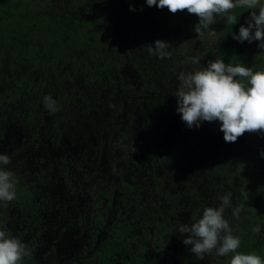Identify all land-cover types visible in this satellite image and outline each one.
<instances>
[{
    "label": "rangeland",
    "instance_id": "rangeland-1",
    "mask_svg": "<svg viewBox=\"0 0 264 264\" xmlns=\"http://www.w3.org/2000/svg\"><path fill=\"white\" fill-rule=\"evenodd\" d=\"M261 4H264V0H261ZM216 21L210 26V29L215 30L214 33L203 30L197 33L194 25L198 23V18L184 11L181 26L176 19L171 20L160 14L148 17V21L141 24L137 33H133L134 30H126V34L125 31L121 32L119 27L113 29L112 35L118 34L120 42L130 43V49L126 50L128 55L124 56L122 62L121 75H124V78L133 76L136 79V66L148 67L151 70L152 67H157L160 76H167L170 82L168 91L172 93V100L177 107L174 96L177 86L176 74L206 67L208 61L212 60V51L222 20L217 17ZM128 34L131 38L126 36ZM156 40L171 44L170 58L160 59L150 55L143 47L153 44ZM257 44L255 41L249 44L248 54L243 62L245 66H264V50L259 49ZM189 57L199 58V64H192L190 61L186 63ZM123 83V88L112 98L115 101L113 104L106 91L107 95L101 103L95 101L86 105L78 98L74 104L60 105L59 111L54 115L49 114L43 103L38 109L29 108L20 100L7 104L6 108L0 106V154L11 158V171L24 182L34 183L37 167L42 164L49 171L47 182L53 183L51 186L48 184L46 189H56L57 230L55 234L52 232L51 236H55L58 248L55 252L46 251L38 255L40 261H47L46 264H51L52 261L55 264H68L72 258L77 264L96 262L100 242L114 234L117 235L120 227L119 221L113 217L114 208L109 205L118 199L120 190L122 197L133 192L132 186L136 185L144 170L151 166L147 159L158 160L154 163L156 171H152V174L162 175V170L165 169L169 173L172 192L175 195L182 193V200L187 207H193L190 213L191 222L202 215L204 207L218 206V195H229L233 208L239 206L232 190L234 188L224 185L226 180L220 173V168L223 167L222 160L226 161V155L221 156V152L236 147L237 141L240 140L242 147L250 150V154L246 155L251 161H264V157L260 155L264 152V135L259 139V134L246 132L234 143L225 142L223 133L219 131V121H205L199 128L189 129L177 113L164 118L159 128H139L140 131L135 132L130 129V124L139 121L136 119L139 108L149 103H142L144 96L135 92L132 86L134 80H126ZM51 96L56 99L55 94ZM115 108L122 111L117 113ZM24 111L29 114L24 116ZM34 113L36 118L33 119L30 114ZM118 114L121 116L118 117ZM126 136L140 147L126 150L128 152L124 153L122 144L127 141ZM127 154L129 159L125 157ZM119 164L120 168L130 166L132 169H120V172H123L119 177ZM246 168L248 167L240 166L237 170L246 173L248 178L246 177L245 181L251 184L255 177L252 176V169ZM67 169L69 178L64 180L61 172ZM65 181L76 182L79 190H64ZM141 191L144 196L148 195L146 191ZM158 193L148 199H138L129 209L141 218L140 224L145 227L148 225L151 229V217L155 215L150 216L149 211L157 213L166 207L163 203L164 197ZM178 199L180 198L175 200V205H170L171 209L177 208ZM244 211L243 208L238 219H232L231 209L226 210L225 215L231 220L234 235L242 227ZM97 217L103 220L101 224H95L96 220L93 218ZM51 224L52 221L47 219L46 228L41 232L42 246L50 244ZM92 228L97 231V239L85 253L87 256L83 257L79 248L82 244H89ZM135 231L139 230L136 228ZM150 237L142 235V244L148 252L155 254L154 250L160 244L157 242L156 245ZM68 242L71 249L67 248Z\"/></svg>",
    "mask_w": 264,
    "mask_h": 264
},
{
    "label": "trees",
    "instance_id": "trees-1",
    "mask_svg": "<svg viewBox=\"0 0 264 264\" xmlns=\"http://www.w3.org/2000/svg\"><path fill=\"white\" fill-rule=\"evenodd\" d=\"M183 12L172 14L167 8L149 7L145 0H0V106L6 108L7 104L20 100L27 107L38 109L43 98L53 94L58 107L74 104L78 98L86 105L101 103L106 91L112 99L123 88V82L134 80L135 92L144 96L142 103L149 104L139 108L136 115L139 121L133 126L143 130L159 128L164 118L177 114L172 93L168 91L170 82L167 76L158 74L157 67L151 70L140 65L136 66V79L124 78L121 67L130 43L123 44L112 31L119 27L121 32L137 33L148 17L160 14L176 19L181 26ZM249 12L237 7L230 13L235 23L221 21L212 60L223 59L226 64L244 62L249 43L234 40L232 34H238L241 25L247 26ZM129 35L126 36L131 38ZM111 103L115 101L112 99ZM237 144L233 148V168L226 166L227 160H222L220 168L226 180L224 185L234 188L238 204L245 209L244 222L236 233L241 242L237 251L254 252L264 260V173L252 165L255 178L251 184L245 181L247 174L237 168L249 161L250 152L240 156L244 148L240 140ZM225 155L221 152V156ZM243 190L249 193L248 200L241 195ZM257 225L259 234L253 232ZM118 242L115 237L104 239L95 264H115ZM120 259L127 263L123 255ZM229 260L230 256L225 264Z\"/></svg>",
    "mask_w": 264,
    "mask_h": 264
},
{
    "label": "clouds",
    "instance_id": "clouds-1",
    "mask_svg": "<svg viewBox=\"0 0 264 264\" xmlns=\"http://www.w3.org/2000/svg\"><path fill=\"white\" fill-rule=\"evenodd\" d=\"M147 6L167 10L176 14L187 11L198 18L194 25L197 33L212 31L210 26L216 18L235 23L230 14L237 7L251 10L245 20L247 26L241 25L238 34L232 38L249 44L258 42L257 47L264 50V4L261 0H145ZM130 11H134L130 7ZM150 55L160 59L170 58V43L156 40L153 44L143 46ZM199 64L197 57H189L187 62ZM177 86L176 111L189 129L199 128L202 122L219 121V131L225 142L234 143L238 137L247 133L264 135V66H245L242 62L225 63L223 59L210 60L207 66L180 71L176 74ZM43 106L50 115L59 111L56 100L47 95ZM264 157V152L260 153ZM11 158L0 154V202L6 204L16 199L14 173L6 166ZM241 195L248 200L245 190ZM219 205L204 207L202 215L189 224H179L176 231L182 236L185 246H191L189 252L198 259L215 251L217 256H230L229 264H264L256 253L244 254L237 251L240 238L233 234L231 220L226 218V210L231 209L232 219H238L244 205L233 208L229 195H218ZM198 212L200 210H197ZM253 232L259 234L257 225ZM31 252L18 239L11 236L6 225L0 226V264H20L23 257Z\"/></svg>",
    "mask_w": 264,
    "mask_h": 264
},
{
    "label": "flooded vegetation",
    "instance_id": "flooded-vegetation-1",
    "mask_svg": "<svg viewBox=\"0 0 264 264\" xmlns=\"http://www.w3.org/2000/svg\"><path fill=\"white\" fill-rule=\"evenodd\" d=\"M23 114L24 116H27L29 113L24 111ZM30 115L33 119L36 118V113ZM136 124L137 123L130 124V129H134L135 132L140 131V129H136V127L133 126ZM258 138H262V134H259ZM126 139L127 141L122 144V149L125 150L124 153L128 152L126 150L131 151L132 149L140 147L138 143H135L133 140L129 139V137L126 136ZM127 145L129 149L128 147L126 148ZM233 152V148L231 150L228 149L225 152L227 166L230 169H232L233 165H235L233 161ZM245 152H250V150L244 149V151H242V154L244 155ZM128 154L125 157L129 159L130 157L128 156ZM150 156L152 155L150 154ZM136 159L137 158L135 157V160ZM130 161L133 162V160ZM147 161L149 164H151V166H149L148 169L144 170L141 178L136 181V185L132 186L133 192L126 193V195L122 197V192L120 190L118 199L114 200V203L112 202L109 205L110 207L114 208L113 217L114 219H117L119 221L120 225L117 235L114 234V236L107 237H115L119 240L118 243L120 244V248L118 255H116L115 264H138L136 260H140L141 263L147 262L146 264H218L219 260V264H225V261L229 256H217L215 251H213L211 254L205 255V257L201 260L198 259L194 254H191L189 252V248L191 247L190 245L185 246L182 243V239L186 238L188 234L185 233L182 236L178 231H176V229L180 223L190 225V213L193 211V207H187L185 202L182 200V193L179 192L177 195H175L172 192V190L170 189V186L172 185L169 182V173L165 169L162 170V175L155 174L156 176H154L152 174V171H156L154 169V163H157L158 160L153 159L151 161V159H147ZM243 164L244 165L242 167L246 166L248 168L252 167V165L256 166L258 172L264 173V161L262 160L255 163L249 158V161H246ZM6 167L11 170L9 165ZM120 169H122L123 171H130L132 168L130 166L129 168H126L125 166L120 168L119 164V167H117L119 177H121V174L123 172H120ZM68 170L69 169L63 170L61 172L62 178L64 180L69 178V174L67 172ZM48 176L49 171L42 164L37 167L34 183H26L19 177L15 176L16 199L11 202H7L6 204L0 202V226L6 225L8 231L11 233V236L20 240L31 252L30 256L23 257V259L20 261V264H46L47 261H40L38 255L46 251L55 252L58 248L56 246L55 236H51V233L53 232L55 234L57 230L56 217L58 214L56 203V189H46V186L48 184H50V186L53 184L52 182H47ZM143 185L144 187H142ZM63 186V189L68 190L69 192L72 190L77 192L79 190L76 182L71 183L69 181H65ZM141 190L146 191L148 195L144 196V193ZM158 192L161 193L160 195L162 197H164L163 203L166 204V207L160 211H157V213H153L152 210L149 211L150 216L155 215L151 217L152 219L150 221V224H152L153 226V229H151L148 225L145 227L143 224H140L141 218L136 214H133L129 209L135 204L138 199H148L149 196H152L154 193ZM114 193H116V191H114ZM177 198H180L178 199L177 208L171 209L170 205H175V200ZM124 216H127V218H125ZM53 218L55 220H53ZM47 219H50L53 223L51 224V226L49 225L50 244L42 246L41 232L46 228L45 222ZM93 220H96L95 224H101L103 222V220L98 217L93 218ZM31 222L33 223L30 224ZM136 228L139 231L136 232ZM96 235V229L92 228L89 236V244H82L79 248L81 249V256H87L85 253L89 249L92 242L94 243V241L97 239ZM142 235L143 237L151 236L150 240L155 241L156 245L157 242H159L160 246H156L157 248L154 250L155 254L148 252L145 246L142 244ZM93 236L95 240H92ZM69 245L70 243L68 242L67 248L71 249ZM126 245H128L129 248ZM121 255L124 256L127 263L121 261ZM50 263L55 264L54 261ZM68 264H77V261L72 258L68 262Z\"/></svg>",
    "mask_w": 264,
    "mask_h": 264
}]
</instances>
